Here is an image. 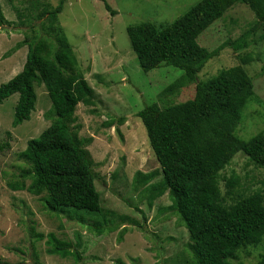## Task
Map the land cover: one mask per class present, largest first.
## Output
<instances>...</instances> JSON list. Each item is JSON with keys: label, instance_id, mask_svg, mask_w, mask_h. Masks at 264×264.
Wrapping results in <instances>:
<instances>
[{"label": "rangeland", "instance_id": "374dc122", "mask_svg": "<svg viewBox=\"0 0 264 264\" xmlns=\"http://www.w3.org/2000/svg\"><path fill=\"white\" fill-rule=\"evenodd\" d=\"M0 1L11 22L0 26L2 84L23 69L28 46L18 49L17 44L31 34V29L20 24L13 3ZM45 1L54 6L59 2ZM198 1L107 0L117 11L112 15L102 0H67L59 21L95 97L92 106L79 103L72 128L94 159L96 185L108 212L107 226L111 227L99 234L82 223L81 218L101 220V216L85 210L54 211L46 204V192L34 195L12 188V184L24 180L21 173L28 164L21 153L28 141L38 137L52 122L46 116L52 106L48 91L43 83H36V108L30 119L18 126H13V120L19 95L13 94L0 103V264H197L188 229L169 209L168 192L150 207L147 186L134 181L139 170H160L138 111L147 103L158 102L164 108L192 99L196 82L177 87L183 70L170 65L144 72L132 49L127 26L146 20L157 24L171 22ZM14 3L18 4V0ZM257 22L249 6L237 4L198 38L201 45L219 50L199 72V80L237 64H243L253 79L255 92L236 130L244 139L264 128V22L256 27ZM242 58L248 61L243 62ZM3 143L9 146L1 148ZM231 176L238 178L233 188L228 185ZM161 178L160 170L153 182ZM24 181L27 185L31 182ZM219 182L230 204L256 192L264 195V167L240 151L220 171ZM50 232L72 242L81 257L50 254L46 242ZM40 233L45 235L43 239L37 236ZM263 253L264 239L258 245L240 249L231 262L256 264Z\"/></svg>", "mask_w": 264, "mask_h": 264}, {"label": "trees", "instance_id": "16d2710c", "mask_svg": "<svg viewBox=\"0 0 264 264\" xmlns=\"http://www.w3.org/2000/svg\"><path fill=\"white\" fill-rule=\"evenodd\" d=\"M14 1L9 0L20 24L28 25L31 34L17 44L18 49L28 46L26 62L19 73L0 84V103L13 94L19 95L13 120V126H18L30 119L38 97L35 84L43 83L52 102L46 113L52 122L38 137L30 139L21 153L28 164L21 177L29 179L30 184L23 180L11 186L34 195L46 192V204L51 210H85L101 216V220L82 217L81 222L103 234L111 226H107L108 212L97 189L94 159L72 128L79 103L92 106L95 97L59 21L67 0H59L56 6L45 0ZM102 1L112 15L117 13L107 0ZM237 4H246L254 12L256 27L264 22V0H199L171 22L146 20L127 26L132 49L144 72L170 65L183 70L177 87L196 82L192 99L164 108L158 102L147 103L138 111L162 178L153 182L160 170H139L134 181L147 186L150 207L168 192L169 209L188 229L197 264H232L240 249L258 245L264 239L263 193L256 192L230 204L219 185L220 171L240 151L264 167V128L249 139L236 131L255 92L253 79L243 64L224 68L206 80H199L198 75L219 53L218 49L201 45L199 36ZM6 23L11 22L0 1V26ZM228 44L237 46L230 41ZM242 60L247 62L248 58ZM6 146L9 144L3 143L1 148ZM237 182L238 178L231 176L228 185L233 188ZM37 236L45 237L42 233ZM46 242L50 254L81 257L72 242L53 232L47 234ZM256 264H264V253Z\"/></svg>", "mask_w": 264, "mask_h": 264}]
</instances>
